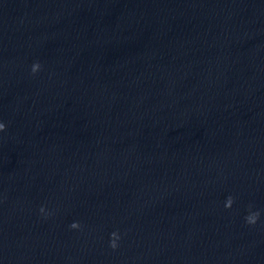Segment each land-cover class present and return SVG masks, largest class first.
Wrapping results in <instances>:
<instances>
[{
  "label": "clouds",
  "instance_id": "clouds-1",
  "mask_svg": "<svg viewBox=\"0 0 264 264\" xmlns=\"http://www.w3.org/2000/svg\"><path fill=\"white\" fill-rule=\"evenodd\" d=\"M39 69H40V65L38 63H36V64H34L32 66V72L33 73H36ZM5 130H6V125L4 123L0 122V132H3ZM232 203H233V198L231 196H229L227 198L225 207L230 208L232 206ZM43 211H44V209L41 208V212H43ZM259 216H260V213L259 212H250V214L245 217V220H246V222L248 224H255L257 222ZM70 227L72 229H77V228L80 227V225H79L78 222H73L70 225ZM111 235H112V239L110 241V246L113 249H115L117 247V240L119 239V236H118V234L116 232H113Z\"/></svg>",
  "mask_w": 264,
  "mask_h": 264
}]
</instances>
